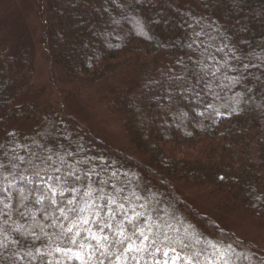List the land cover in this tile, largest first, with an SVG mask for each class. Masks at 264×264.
I'll return each mask as SVG.
<instances>
[{"label": "trees", "instance_id": "trees-1", "mask_svg": "<svg viewBox=\"0 0 264 264\" xmlns=\"http://www.w3.org/2000/svg\"><path fill=\"white\" fill-rule=\"evenodd\" d=\"M197 21L215 38L209 41L206 37L205 44L228 45L224 53H215L221 74L217 81H209L210 90L197 84L192 71V60L202 46H194L195 51L184 46L192 32L189 25L200 30ZM138 24L145 35L140 34ZM210 24L214 25L211 29ZM217 28L222 30L218 33ZM12 37L0 38V162L8 166V170L0 169V189L7 186L3 176L14 185L8 201L11 208L5 210L8 215L0 216L5 233L14 227L13 221L23 224V231H35L45 243L37 222L50 235L57 231L34 203L52 169L28 163H36L37 156L52 155L57 160V154L65 156L82 177L94 169L99 175L93 173L83 184L107 181L103 185L106 194L112 185L127 188L133 177L141 176L170 196L165 182L174 177L225 191L237 207L264 223V69L250 68L253 75L244 84L254 95L248 100L246 95L237 96L245 88L230 82L238 75L232 69L241 61L229 59L233 51L244 63H258L264 56V0H47L44 37L52 63L74 84L99 86L112 97L111 104L123 115L129 147L146 156L145 164L96 140L40 100L42 91L31 84L34 68L27 34ZM233 100L240 101L243 114L228 115L230 106H235ZM205 103L213 104L223 115L213 119L207 113L199 115L205 111ZM17 124L27 125V131L18 130ZM13 155L25 158L15 161V169L9 166ZM67 170L62 168L60 174ZM26 208L35 213V220L31 214L20 217ZM5 220L9 223L4 224ZM11 236L23 247L9 244L7 250L0 249L4 257L12 251L23 254L32 249L30 235L13 231ZM41 241H35V247L43 250ZM0 264L11 261L0 257ZM19 264H28L27 257ZM253 264H264V257L256 256Z\"/></svg>", "mask_w": 264, "mask_h": 264}, {"label": "rangeland", "instance_id": "rangeland-1", "mask_svg": "<svg viewBox=\"0 0 264 264\" xmlns=\"http://www.w3.org/2000/svg\"><path fill=\"white\" fill-rule=\"evenodd\" d=\"M46 3L47 0H0V38H16L25 32L34 68L31 84L42 91L39 99L74 120L77 128L96 140L145 164L146 156L129 147L123 115L111 104L112 97L99 86L74 84L52 63L44 37ZM15 126L18 130L28 129L24 124ZM165 183L170 196L157 183L141 176L133 177L127 188L117 186L122 193L109 189V194L127 197L123 201L126 207L150 217L153 231L166 233L170 237L166 243L181 255L199 252L196 259L200 264H223L224 259L229 264H253L256 256L264 257V223L237 207L225 191L174 177ZM180 241L190 247L183 248Z\"/></svg>", "mask_w": 264, "mask_h": 264}, {"label": "snow or ice", "instance_id": "snow-or-ice-1", "mask_svg": "<svg viewBox=\"0 0 264 264\" xmlns=\"http://www.w3.org/2000/svg\"><path fill=\"white\" fill-rule=\"evenodd\" d=\"M136 3H140V0H136ZM196 24L200 30L197 31L196 27L189 25L192 32L189 42L184 46L192 51H195L194 46H202L203 50L196 59L192 60V57L189 56V60H192V71L196 72L194 78L197 84L202 83L206 89L210 90L212 83L209 81H217L221 74V65L216 60L215 53H224L228 45L224 44L221 47L213 43L205 44L206 37L209 41L215 38L208 35L205 28L199 26L198 21ZM214 24H219V21H214ZM213 26L210 24L208 28L211 29ZM137 27L140 34L145 35L143 27L139 24ZM221 30L222 28L216 29L218 33ZM146 38L150 39L151 37L146 36ZM210 49H214V52H210ZM229 59L241 61L238 68L232 69L238 75L230 79L231 83L240 84L245 88V92L237 93V96L246 95L248 100H251L254 95L253 89L247 87L244 81L253 75L250 68L264 69V56L259 57L258 63L251 60L244 63L242 58L236 56L233 51ZM177 63L180 64L182 61L178 60ZM224 64L231 68L227 61H224ZM197 68L199 69L198 72L196 71ZM174 79L183 81L184 77H174ZM256 79H260V77H256ZM195 95L199 97L200 93L196 92ZM213 96L220 99L215 93ZM233 103L235 106H230L228 115L243 114L245 108L240 101L233 100ZM209 109L212 111H208ZM206 113L209 119H213L214 115H223L211 103H205V111L200 112L199 115L205 116ZM9 135L14 136L15 133H9ZM13 153H15V149H13ZM65 155L71 157L72 153ZM57 156V160H53L52 155H47L46 157L37 156L36 163L28 161L33 167L45 165L52 169V175H47L46 187H41L38 190L40 194L35 196L34 203L40 205L38 211L45 220L50 221V226L57 231L50 235L37 222L36 226L40 228L42 236L47 240L45 243L41 241V236L37 235L35 231H23V224H16L13 221L14 227L6 233L3 224H0V234H3V238L0 239V249L7 250L9 244L23 247L20 240L12 238L11 233L13 231L21 236L30 235L33 238L32 249L27 252L21 254L20 251H12L9 257H4V253L0 252V257L10 259L11 264H19L26 257L28 264H33V261L37 264H200L199 260L196 259L200 255L199 252L192 255H181L171 244H166L170 237L166 233L154 232L150 222L151 218L146 217L144 212L126 207L123 201H126L127 197L118 198V195L106 194L103 185L107 184V181L99 180L96 184H83L84 179L90 181L91 175L95 173L94 169H90L82 177L73 164L65 159V156L59 154ZM17 160L24 162L25 158L13 155L9 161V166L13 169L18 167L15 163ZM76 163L87 164V161H76ZM65 167L68 170L60 174L61 169ZM0 169L8 170V166L0 162ZM95 174L99 175L98 173ZM36 176L39 178V172L36 173ZM20 179H25V177L21 176ZM3 180L7 181V186L0 189V192L3 193L0 195V205H2L0 216L8 215L5 210L11 208L8 201L11 199L10 189L14 186L13 181L9 180L8 176H3ZM111 187L116 194L123 192L122 188H116L115 185ZM81 193L83 199H81ZM22 198L28 199V197ZM98 200L103 203H97ZM140 207H144V205H140ZM29 214L35 220V213L30 208L19 213L21 218ZM3 223L8 224L9 221L5 220ZM161 235L163 239L160 238ZM35 241H41L43 250L41 247H35ZM180 243L183 248L190 247L182 241ZM212 247L215 246L212 245ZM228 248L231 249L232 245H228ZM169 253H173V255L170 256ZM223 264H229V261L224 259Z\"/></svg>", "mask_w": 264, "mask_h": 264}]
</instances>
